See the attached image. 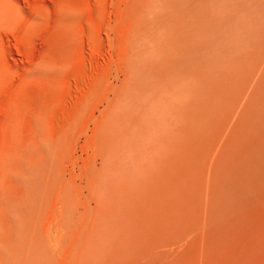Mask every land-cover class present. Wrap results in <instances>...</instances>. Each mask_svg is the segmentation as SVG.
<instances>
[{"label": "bare ground", "instance_id": "1", "mask_svg": "<svg viewBox=\"0 0 264 264\" xmlns=\"http://www.w3.org/2000/svg\"><path fill=\"white\" fill-rule=\"evenodd\" d=\"M83 5L12 99L0 264H264V0Z\"/></svg>", "mask_w": 264, "mask_h": 264}, {"label": "rangeland", "instance_id": "2", "mask_svg": "<svg viewBox=\"0 0 264 264\" xmlns=\"http://www.w3.org/2000/svg\"><path fill=\"white\" fill-rule=\"evenodd\" d=\"M80 1L0 0V170L3 148L11 139L8 130L13 119V100L18 94L21 98H41V63L56 55L62 19L69 4L86 5L91 0ZM66 74L71 84L64 90L72 96L74 79ZM23 111L25 119L35 115L30 105ZM25 121L21 123L25 125Z\"/></svg>", "mask_w": 264, "mask_h": 264}]
</instances>
